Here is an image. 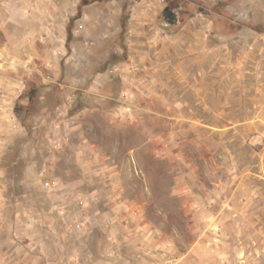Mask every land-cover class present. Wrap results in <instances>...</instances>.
I'll return each instance as SVG.
<instances>
[{"label": "rangeland", "instance_id": "rangeland-1", "mask_svg": "<svg viewBox=\"0 0 264 264\" xmlns=\"http://www.w3.org/2000/svg\"><path fill=\"white\" fill-rule=\"evenodd\" d=\"M166 6L3 101L0 264L42 263V177L83 185L59 214L71 263L264 264V0ZM189 19L205 32L169 40Z\"/></svg>", "mask_w": 264, "mask_h": 264}, {"label": "crops", "instance_id": "crops-1", "mask_svg": "<svg viewBox=\"0 0 264 264\" xmlns=\"http://www.w3.org/2000/svg\"><path fill=\"white\" fill-rule=\"evenodd\" d=\"M165 8V0H0V53H3L0 55V94L4 95L0 99V112L5 110V106H12L3 101L15 100L21 84L29 81L30 75L35 74L33 78L41 87L42 81L46 83L47 78L50 81L62 78L64 59L68 60L66 54L69 50L76 48L78 54V51L87 48L88 40L95 38L99 41L106 33L119 32L124 22L136 36L147 22L152 25ZM190 21L177 28L168 25L163 27V31L166 36L173 34V38L169 39L173 42L181 44V39L184 42L181 46L184 47L205 32L199 25L192 27ZM77 54L71 52L72 57ZM52 134L49 133V137ZM35 164V158L31 159L25 174H33ZM46 170H42L43 175H47ZM44 179L39 180L44 226L40 253L42 263L35 258L30 264H75L65 259L70 241L63 234V218L59 214L66 212L69 206L67 198L75 201L83 185L67 183L46 188L45 184L52 182ZM44 189L52 193L45 195ZM66 215L69 216L66 217L68 222L74 220Z\"/></svg>", "mask_w": 264, "mask_h": 264}, {"label": "built area", "instance_id": "built-area-1", "mask_svg": "<svg viewBox=\"0 0 264 264\" xmlns=\"http://www.w3.org/2000/svg\"><path fill=\"white\" fill-rule=\"evenodd\" d=\"M59 53H61V51H59ZM54 186H56V183H54V182H52V183H50V184H49V183H46V184H45V187H46V188H50V187H54Z\"/></svg>", "mask_w": 264, "mask_h": 264}, {"label": "flooded vegetation", "instance_id": "flooded-vegetation-1", "mask_svg": "<svg viewBox=\"0 0 264 264\" xmlns=\"http://www.w3.org/2000/svg\"><path fill=\"white\" fill-rule=\"evenodd\" d=\"M167 13L169 14L170 17H173L172 13H174V11L173 10H169V12H167Z\"/></svg>", "mask_w": 264, "mask_h": 264}, {"label": "trees", "instance_id": "trees-1", "mask_svg": "<svg viewBox=\"0 0 264 264\" xmlns=\"http://www.w3.org/2000/svg\"><path fill=\"white\" fill-rule=\"evenodd\" d=\"M169 8H168V6H166V8H165V12H169Z\"/></svg>", "mask_w": 264, "mask_h": 264}, {"label": "water", "instance_id": "water-1", "mask_svg": "<svg viewBox=\"0 0 264 264\" xmlns=\"http://www.w3.org/2000/svg\"><path fill=\"white\" fill-rule=\"evenodd\" d=\"M172 16H173V17H175V14H174V13H172Z\"/></svg>", "mask_w": 264, "mask_h": 264}]
</instances>
